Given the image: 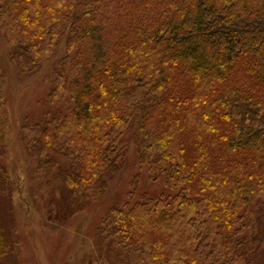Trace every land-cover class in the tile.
I'll return each instance as SVG.
<instances>
[{
  "label": "trees",
  "instance_id": "1",
  "mask_svg": "<svg viewBox=\"0 0 264 264\" xmlns=\"http://www.w3.org/2000/svg\"><path fill=\"white\" fill-rule=\"evenodd\" d=\"M0 25L23 74L66 36L47 96L64 114L23 129L38 168L64 147L60 180L89 201L134 129L136 166L165 177L170 195L113 207L102 235L134 264H249L247 207L264 213V0H0ZM6 125L0 72V150Z\"/></svg>",
  "mask_w": 264,
  "mask_h": 264
},
{
  "label": "rangeland",
  "instance_id": "2",
  "mask_svg": "<svg viewBox=\"0 0 264 264\" xmlns=\"http://www.w3.org/2000/svg\"><path fill=\"white\" fill-rule=\"evenodd\" d=\"M65 40L63 36L53 56L39 69L23 74L0 25V72L7 102L0 165L8 176L7 182L0 179V229L9 242L0 264H134L137 259L132 253L99 232L108 211L113 207L126 209L144 195L156 198L171 193L165 177L152 181L147 167L140 170L136 166L134 129L123 139L126 154L120 172L86 202L85 196L67 190L60 180L61 173L69 169L67 149H55L50 154L53 166L41 169L29 142L22 141L27 135L24 127L64 114L66 100L49 104L47 96L58 62L66 54ZM247 208L254 217L253 228L245 234L248 263L264 264L262 205L254 200ZM252 233L256 234L254 242Z\"/></svg>",
  "mask_w": 264,
  "mask_h": 264
}]
</instances>
